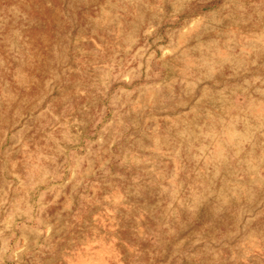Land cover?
Instances as JSON below:
<instances>
[{
  "label": "rangeland",
  "instance_id": "374dc122",
  "mask_svg": "<svg viewBox=\"0 0 264 264\" xmlns=\"http://www.w3.org/2000/svg\"><path fill=\"white\" fill-rule=\"evenodd\" d=\"M0 264H264V0H0Z\"/></svg>",
  "mask_w": 264,
  "mask_h": 264
}]
</instances>
